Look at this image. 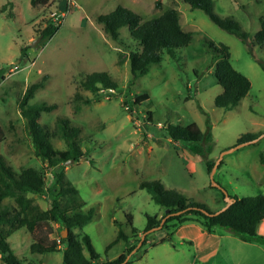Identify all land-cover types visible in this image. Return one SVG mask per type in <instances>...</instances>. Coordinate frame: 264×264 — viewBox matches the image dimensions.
Wrapping results in <instances>:
<instances>
[{"label":"rangeland","instance_id":"rangeland-1","mask_svg":"<svg viewBox=\"0 0 264 264\" xmlns=\"http://www.w3.org/2000/svg\"><path fill=\"white\" fill-rule=\"evenodd\" d=\"M117 4L137 11L144 19L174 7L182 28L191 31L189 44L176 48L173 58L163 53L159 63H151L144 74L133 77L127 48L112 39L98 20ZM1 6L0 67L7 71L0 82V123L5 132L0 153L15 169L33 166L42 170L46 191L30 195L41 208H48L57 188L55 177L36 155L17 106L24 89L47 75L30 103L55 104L38 118L50 132L57 130L58 117L79 127L82 159L60 165L65 178L77 187L83 209L94 210L86 223L72 230L89 236L101 260L114 259L136 243L143 233L146 214L162 213L149 192L139 187L143 180H159L211 210L226 204L222 189L238 197L264 194V162L260 161V156L264 158V42L255 39L259 19L264 17V0H211L216 15L234 21L239 30L219 26L202 9L191 8L183 0H47L36 5L30 0H0ZM59 13H64L59 27L42 40L41 30ZM118 32L122 42L131 48L135 45L126 25ZM208 41L228 45L232 66L251 84L240 102L228 110L214 105L221 86L213 75L216 52L207 46ZM93 71L108 73L117 88L107 91L102 87L96 95L82 89L81 79ZM85 98L90 102H84ZM190 122L210 130L212 140H174L166 130L169 124ZM246 132L259 134L254 142L230 149ZM50 139L54 148H66L59 135ZM227 149L221 162L215 164ZM205 159L214 160L212 178ZM126 213L132 215L131 224ZM131 226L139 230L135 236L106 248L119 228L131 235ZM54 227L52 236L67 235L65 227ZM149 233L143 245L139 239L136 249L130 251V255L134 253L132 264H216L215 258L208 263L192 259L194 247L177 233L155 246L150 242L164 235V230ZM7 241L12 251L24 258V264L62 262L61 250L31 253V234L24 227L13 231ZM0 264H4L1 259Z\"/></svg>","mask_w":264,"mask_h":264},{"label":"trees","instance_id":"trees-1","mask_svg":"<svg viewBox=\"0 0 264 264\" xmlns=\"http://www.w3.org/2000/svg\"><path fill=\"white\" fill-rule=\"evenodd\" d=\"M183 1L191 8L202 9L219 26L239 30L234 21L222 20L216 15L211 8V0ZM30 2L32 5H36L45 3L47 0H30ZM3 10L4 7L1 6L0 11ZM8 15L12 16V11H9ZM98 20L103 23L105 32L112 39L127 48V59L133 77L144 74L151 63H159L163 53H167L172 58L175 57L176 48L188 45L192 37L191 31L182 28L179 14L174 7L164 8L158 15L144 19L137 11L117 4L109 13L100 15ZM259 23L260 27L255 33V39L261 43L264 42V17L259 19ZM123 25L127 26L128 32L135 42L132 48L131 44L122 42L119 37L118 28ZM58 27L59 23L48 21L39 36L45 40ZM243 35L244 33L240 34L242 38H244ZM207 46L216 52L213 75L221 86V91L214 98V105L225 110L231 109L246 95L250 89V81L232 66L229 60L228 45L223 42L215 44L208 41ZM261 67L264 70V64H261ZM6 71V67H0V82L4 80ZM45 79H47V75L30 83L18 99L17 106L25 119V126L35 153L46 166L52 169L57 188L53 187L55 194L51 205L48 208H41L32 195H41L46 191L45 175L42 170L33 166L15 169L0 153V259L4 264H24V258L18 257L7 241L13 231L24 227L31 234L32 241L29 245L31 253L61 250V264H120L136 246L140 236L136 243H132L125 252L116 258L101 260L93 248L89 236L86 233L72 230L73 227L86 223L92 217L94 210L92 207L83 209L84 201L80 199L77 187L65 178L64 167L60 165L61 162L68 160L77 161L83 155L80 140L77 137L79 127L70 124L67 118L58 117L57 130L50 132L45 125L39 122L38 118L41 112L55 108V104L45 101L30 103L36 89L44 86ZM80 85L82 89L89 90L95 95L102 87L109 91L118 86L117 82L104 71L86 73L81 79ZM78 97L79 93L76 92L75 98ZM139 97L142 95L137 96V98ZM84 102L89 103L90 100L85 98ZM166 130L174 140L188 142L212 140L211 131L202 130L196 122L186 125L169 124ZM55 134L64 140L66 148H54L50 137ZM258 134V132L242 133L234 144L255 138ZM4 136L5 132L0 123V142ZM260 161L264 162L263 156H260ZM205 163L207 171L210 172L214 160L205 159ZM139 187L149 192L152 200L162 208L160 215L146 214L143 232L158 226L161 218L167 215L161 227L158 228L164 230V235L151 241L152 246L171 240L175 230L188 221L198 223L201 229L206 232H212L216 226H221L245 240L261 238L256 232V225L264 219L263 193L241 197L235 194L229 195L233 201L224 210L211 214L215 210H211L205 203L188 198L175 188L165 187L159 180H143L139 183ZM221 193L224 195L222 190ZM125 215L131 224L132 215L130 213ZM54 224L65 227L68 230L67 235L65 237L52 236L55 230ZM138 231L134 226H131V235H127L119 228L116 236L106 245V248L119 239L128 240ZM148 234L150 233L147 232L144 235L141 245L147 241ZM133 255L134 253L123 264H132L131 257ZM27 264L35 263L31 261Z\"/></svg>","mask_w":264,"mask_h":264},{"label":"crops","instance_id":"crops-1","mask_svg":"<svg viewBox=\"0 0 264 264\" xmlns=\"http://www.w3.org/2000/svg\"><path fill=\"white\" fill-rule=\"evenodd\" d=\"M261 238L242 239L229 229L219 231L216 227L206 232L194 221L181 224L174 233L194 247L192 259L216 264H264V219L256 225Z\"/></svg>","mask_w":264,"mask_h":264},{"label":"water","instance_id":"water-1","mask_svg":"<svg viewBox=\"0 0 264 264\" xmlns=\"http://www.w3.org/2000/svg\"><path fill=\"white\" fill-rule=\"evenodd\" d=\"M39 38H40V37H37L36 39H34V41L31 42V45H34L35 42H36ZM256 139H257V138H252V139H249V140H245V141L238 142V143L234 144L232 147H230V149L237 148L238 146L243 145V144H247V143H250V142H254ZM230 149H227V150L222 151V153L220 154V156L218 157V159L215 161V164L219 162V160H220L222 154H223L224 152L230 150ZM80 159H82V157H80ZM214 169H215V167H214V165H213L212 168H211V170H210V177H211V178H212V175H213V171H214ZM212 185H216V186H217V183L214 182V181H212ZM222 191H223L224 194L226 195V197H225V199H226V204H225L221 209L215 210V211H213L211 214H216V213H218V212L224 210V209L228 206V204H229L231 201H233V198L230 197V196L226 193V191H225L224 189H222ZM166 210H167V209H166ZM206 213H208V212H206ZM166 217H167V215H164V216L161 218L160 223L158 224V226L152 227V228L147 229L146 231H144V232L142 233V235L140 236L141 241H142L144 235H145L147 232H150L151 230H155V229L160 228L161 225H162V223H163V221L165 220ZM65 231L67 232V229H65ZM62 236H63V235H62ZM63 237H64V236H63ZM135 249H136V247H134V249H132V250H135ZM129 255H130V254H129ZM129 255H128V254L126 255L124 261H126V260L129 258ZM124 261H123L122 263H120V264H123Z\"/></svg>","mask_w":264,"mask_h":264},{"label":"built area","instance_id":"built-area-1","mask_svg":"<svg viewBox=\"0 0 264 264\" xmlns=\"http://www.w3.org/2000/svg\"><path fill=\"white\" fill-rule=\"evenodd\" d=\"M64 13H59L56 14L55 17H53V21L54 23H61L62 22V18H63Z\"/></svg>","mask_w":264,"mask_h":264}]
</instances>
